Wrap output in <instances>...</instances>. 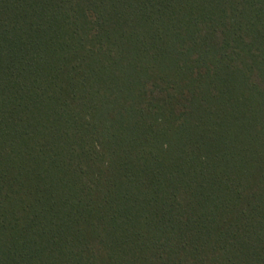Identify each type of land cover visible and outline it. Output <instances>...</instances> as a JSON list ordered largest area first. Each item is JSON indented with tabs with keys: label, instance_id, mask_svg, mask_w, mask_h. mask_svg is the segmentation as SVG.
Returning <instances> with one entry per match:
<instances>
[{
	"label": "trees",
	"instance_id": "16d2710c",
	"mask_svg": "<svg viewBox=\"0 0 264 264\" xmlns=\"http://www.w3.org/2000/svg\"><path fill=\"white\" fill-rule=\"evenodd\" d=\"M0 264H264V0H0Z\"/></svg>",
	"mask_w": 264,
	"mask_h": 264
}]
</instances>
